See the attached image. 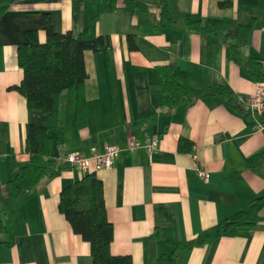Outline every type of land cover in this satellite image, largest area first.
<instances>
[{"label": "crops", "instance_id": "crops-1", "mask_svg": "<svg viewBox=\"0 0 264 264\" xmlns=\"http://www.w3.org/2000/svg\"><path fill=\"white\" fill-rule=\"evenodd\" d=\"M135 1L149 11L130 7L128 0H0V221L7 226L0 232V264H93L90 244L59 211L63 189L87 174L62 159L66 153L89 154L93 147L101 151L106 144L122 150L112 169L97 173L114 226L113 255H129L133 264H157L161 255L184 243L190 248L178 264H264V209L254 228L196 244L264 196V164L256 169L247 165L264 153V129L238 101L252 96L260 82L233 60L223 35L196 34L183 23L188 17L248 23L254 16L249 41L241 44L243 58L264 60V0H173L177 24L166 28L153 25L160 0ZM221 2L232 6L220 7ZM43 13L51 14L55 32L75 37L96 16L97 33L110 40L111 63L105 52H85L89 116L68 127L65 144L55 148L57 175L11 204L6 186L15 173L13 160L18 167L30 160L27 101L15 90L24 78L18 47L29 42L27 33L33 30L46 42ZM165 66L193 89L226 86L237 108L209 97L169 114L161 106L158 72ZM260 122L264 125V114ZM153 136L160 138L153 157L145 149L127 150L131 138ZM181 140L191 142L193 152L181 151ZM200 170L209 174L208 180L199 176Z\"/></svg>", "mask_w": 264, "mask_h": 264}, {"label": "trees", "instance_id": "trees-1", "mask_svg": "<svg viewBox=\"0 0 264 264\" xmlns=\"http://www.w3.org/2000/svg\"><path fill=\"white\" fill-rule=\"evenodd\" d=\"M105 2L107 0H95ZM128 5L143 13L149 11L145 3L128 0ZM232 6L231 2H221L220 7ZM3 9H0V14ZM256 18L251 16L248 23L230 19L183 20L185 28L201 35H223L233 60L243 66L256 82L264 83V60L256 57L243 58L241 44L249 41L255 27ZM98 18L95 16L77 36L68 32L59 34L53 28L51 14H42V26L46 32L45 43L39 41L37 31H28L29 42L18 47V64L23 70L21 85L15 87L26 98L28 123L26 127L25 149L29 162L18 167L13 160L15 171L6 186V201L15 204L20 197L45 179H53L58 172L56 147L66 141V129L87 120L89 109L84 94L88 73L85 52H105L110 65L112 47L107 36L97 33ZM177 24L173 11V0H160L159 15L155 28H166ZM131 50L136 49L132 36L129 37ZM163 78L161 106L173 113L179 106H193L198 100L216 97L237 108L236 96L224 85H213L203 89H193L182 85L171 66L158 68ZM187 145V146H185ZM193 152L191 142L180 141V150ZM264 164V153L247 161L250 168ZM3 198L0 199L2 202ZM264 209V196L251 202L245 210L221 221L216 229L196 242L203 246L211 241L233 238L244 229L254 228ZM59 211L71 225L73 232L88 242L91 247L93 264H133L129 255H113L111 245L115 238L114 226L109 221L104 197V186L97 173L87 174L80 181L66 187L61 192ZM5 222L0 221V232H6ZM190 246L178 244L169 254L159 257L157 264H178L180 255Z\"/></svg>", "mask_w": 264, "mask_h": 264}, {"label": "built area", "instance_id": "built-area-1", "mask_svg": "<svg viewBox=\"0 0 264 264\" xmlns=\"http://www.w3.org/2000/svg\"><path fill=\"white\" fill-rule=\"evenodd\" d=\"M238 101L247 113L258 120V129L263 130L264 125L260 122V119L264 114V83L260 82L256 85L252 96L239 97ZM159 145L160 138L158 136L148 137L143 141L131 138L127 150L137 151L145 149L149 156L153 157L159 150ZM121 151V148L115 144H106L101 151L97 147L91 148L89 154L86 152L66 153L62 160L85 174L98 173L112 169ZM198 174L206 180L209 179V174L202 170Z\"/></svg>", "mask_w": 264, "mask_h": 264}]
</instances>
